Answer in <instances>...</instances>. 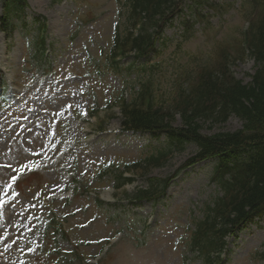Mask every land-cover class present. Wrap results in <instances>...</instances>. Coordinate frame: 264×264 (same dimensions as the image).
Segmentation results:
<instances>
[{
  "label": "rangeland",
  "instance_id": "obj_1",
  "mask_svg": "<svg viewBox=\"0 0 264 264\" xmlns=\"http://www.w3.org/2000/svg\"><path fill=\"white\" fill-rule=\"evenodd\" d=\"M241 1L209 0L223 9L214 13L202 7L203 17L185 6L163 30L155 54L136 62L122 59L117 70L108 67V51L111 35L126 23L124 0H27L23 12L9 19L8 29L0 31V201L6 203L0 209V264H75L63 256L58 263L45 261L41 249L53 241L60 249L79 252L87 264H201L187 242L194 224L219 197L210 183L216 162L203 161L174 177L197 153L195 145L187 144L164 166L148 171L147 178L171 177L158 201L130 203L126 196L146 186L140 176L121 193L113 189L111 175L94 192L86 187L101 166L121 168L168 148L164 135L124 131L119 110L109 111L111 100H130L149 83L156 103L171 106L199 69L221 60L222 55L214 57L217 43L232 46L242 24ZM43 21L46 60L34 47ZM185 23L192 30L186 32ZM254 70L247 56L230 66L244 84ZM95 117L104 121L103 131ZM198 124L203 135L242 128L234 115L223 123L200 118ZM182 125L175 115L173 127ZM33 161L42 175L25 179L20 195L10 181L22 164ZM50 206L67 236H46ZM226 251L224 264H264V216L228 238Z\"/></svg>",
  "mask_w": 264,
  "mask_h": 264
},
{
  "label": "trees",
  "instance_id": "obj_2",
  "mask_svg": "<svg viewBox=\"0 0 264 264\" xmlns=\"http://www.w3.org/2000/svg\"><path fill=\"white\" fill-rule=\"evenodd\" d=\"M125 1L130 7L132 27L138 26V29L114 34L111 49L114 58L129 53L135 58L147 57L155 51L156 36L178 14L181 4L189 2L196 7L208 4V0ZM248 1L250 19L242 47L256 66L250 83L244 84L232 75L229 69L234 60L223 52L221 61L200 71L188 93L182 95L171 110L154 107L152 92L147 87L137 94L134 102L121 108L123 129L152 136L165 134L168 138L167 152L150 157L146 162L149 167L141 170V174L162 166L170 152L182 151L187 143L195 144L198 152L181 168L208 158L217 160L212 179L223 196L208 208L205 220L197 225L191 238V250L204 256L205 264H221L225 237L235 235L255 217L264 216V0ZM4 3L8 13L26 5L25 0H4ZM3 17L0 25L7 29V14ZM43 43L40 37L37 44L42 46ZM235 54L239 55L233 58L237 60L243 52ZM177 114L183 123L180 128L173 127ZM230 115L242 121L240 130L214 135L201 133L198 119L223 123ZM138 165L133 164L135 170ZM129 181L122 179L121 182ZM167 185L150 179L149 190L139 191L135 198L159 197Z\"/></svg>",
  "mask_w": 264,
  "mask_h": 264
},
{
  "label": "snow or ice",
  "instance_id": "obj_3",
  "mask_svg": "<svg viewBox=\"0 0 264 264\" xmlns=\"http://www.w3.org/2000/svg\"><path fill=\"white\" fill-rule=\"evenodd\" d=\"M29 170H31V169H29ZM12 179L15 181L17 179V177L13 176ZM0 203H3V201H0Z\"/></svg>",
  "mask_w": 264,
  "mask_h": 264
}]
</instances>
